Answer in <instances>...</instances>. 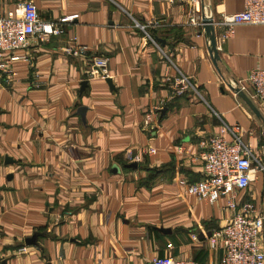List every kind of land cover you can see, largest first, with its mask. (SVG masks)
I'll return each mask as SVG.
<instances>
[{
    "label": "crops",
    "instance_id": "obj_1",
    "mask_svg": "<svg viewBox=\"0 0 264 264\" xmlns=\"http://www.w3.org/2000/svg\"><path fill=\"white\" fill-rule=\"evenodd\" d=\"M27 1L62 33L30 38V60L0 73V264H221L207 240L233 212L180 182L204 179L202 146L224 126L264 161V106L246 83L264 67V25L236 26L225 42L218 28L216 67L189 0H0V16ZM202 4L217 19L244 9ZM101 57L105 78L92 74ZM241 84L261 117L231 90ZM251 178L243 199L264 217V171Z\"/></svg>",
    "mask_w": 264,
    "mask_h": 264
},
{
    "label": "built area",
    "instance_id": "obj_2",
    "mask_svg": "<svg viewBox=\"0 0 264 264\" xmlns=\"http://www.w3.org/2000/svg\"><path fill=\"white\" fill-rule=\"evenodd\" d=\"M77 16L62 19V23L73 21ZM205 20H212L217 29H224L219 39L227 41L236 26L264 25V0H244V9L234 14H222L220 18L209 15L202 0H189V23L197 29H204ZM60 29L45 23L37 6L32 1L20 4L14 11L0 16V73L13 75L12 64L24 61L30 57L25 54L29 48V39L37 37L46 41L51 35H59ZM74 54L78 52L74 51ZM96 74L107 77L108 59L101 57L94 62ZM246 83L253 89L254 99L264 106V67L250 72ZM242 85V84H241ZM178 86H188L186 79L176 83ZM247 88L245 84L241 87ZM154 114L149 112L144 119V125L154 129ZM238 126H224L219 133L212 135L203 144L202 161L204 179L195 183L181 180L186 192L199 200L214 205L221 198L227 200V208L233 212L230 221L222 228L215 230L208 238L212 250H222L221 264H264L263 235L264 217L258 212L254 203L244 200L243 194L248 191L252 182L254 170L264 171V161L255 153L252 144H245L239 136ZM228 136L234 138L228 140ZM179 154H186L183 146L178 147ZM157 150L150 148L148 154L154 155ZM264 157V154H263ZM129 163H140L138 156L128 155ZM26 248L21 249L25 252ZM148 264H202L191 259H180L166 256L155 258Z\"/></svg>",
    "mask_w": 264,
    "mask_h": 264
},
{
    "label": "water",
    "instance_id": "obj_3",
    "mask_svg": "<svg viewBox=\"0 0 264 264\" xmlns=\"http://www.w3.org/2000/svg\"><path fill=\"white\" fill-rule=\"evenodd\" d=\"M204 22L206 23V25L204 26V32H205V35L208 37L209 42H210V53L213 57L214 65L216 67H218V62L220 61V55H219L218 48H217V37H216L215 27L212 24V22H213L212 20H205ZM107 82L112 85V81L110 79H107ZM86 85H87V83L85 82L83 84V86H86ZM231 90L236 95L241 97L246 102V104L257 114V116L261 117L258 110L255 108V106L253 105L251 100L248 98V96L244 93V91L241 88L232 87ZM165 112H166V110H163L162 113H165ZM125 167L128 169H137L138 164L132 163V164L126 165ZM117 171H118V169H117Z\"/></svg>",
    "mask_w": 264,
    "mask_h": 264
}]
</instances>
